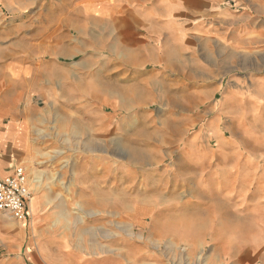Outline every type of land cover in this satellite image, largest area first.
Instances as JSON below:
<instances>
[{
    "label": "rangeland",
    "instance_id": "obj_1",
    "mask_svg": "<svg viewBox=\"0 0 264 264\" xmlns=\"http://www.w3.org/2000/svg\"><path fill=\"white\" fill-rule=\"evenodd\" d=\"M60 3L75 20V6L85 9L90 0H0V100L6 96L9 111L27 113L21 166L30 199L38 197L27 236L35 229L65 264H217L236 243L261 244L264 226L252 214L264 216V162L252 167L237 155L264 157V99L253 112L252 99L240 107L222 91L158 98L146 114L119 113L111 123L107 113L92 110L98 101L91 98L43 96L44 70L59 78V67L45 61L63 46L52 33ZM84 22L91 26L89 18ZM72 35L78 43L67 42L63 60L96 56L91 34ZM20 58L36 60L29 75L20 73ZM235 196L244 204L239 215L252 224H220L226 212L235 213L224 207Z\"/></svg>",
    "mask_w": 264,
    "mask_h": 264
},
{
    "label": "crops",
    "instance_id": "obj_2",
    "mask_svg": "<svg viewBox=\"0 0 264 264\" xmlns=\"http://www.w3.org/2000/svg\"><path fill=\"white\" fill-rule=\"evenodd\" d=\"M72 12L75 20L61 4L58 16L55 15L52 33H58L56 39L63 46L59 51L53 48L55 56L45 62L59 67L54 69L59 78L52 77L51 69L44 70L43 96L91 98L98 101L92 110L107 113L109 122L119 113L146 114L149 103L158 98H196L222 91L224 97L235 98L240 107L244 99H252L253 112L264 99V0H90L85 9L75 6ZM85 18L90 19L91 26H85ZM74 33L91 34L96 56L73 57L69 63L63 60L68 52L67 42L78 43L79 37ZM32 62L36 60L18 59L20 73L29 75ZM227 81L234 82V88L224 84ZM37 92L41 90L35 88ZM8 103L3 96L0 174L4 177L27 163L22 149L29 143L27 113L9 111ZM239 111L244 113L242 108ZM214 124L209 129L216 133ZM237 156L251 162L252 167L260 168L259 163L264 162V157L253 154ZM220 171L223 175L226 169ZM228 190L233 187L225 191L232 194ZM239 198H230L233 202L224 206L235 213L226 212L221 217L222 226L252 224L239 215L244 209ZM37 199L34 196L27 201L28 217L24 221L12 216L17 222H9L1 214L0 264H65L46 245H41L35 229L31 238L24 231L31 218L30 207L35 209ZM257 216L260 221L254 224L264 226V216L252 214V218ZM235 241H239L238 237ZM259 241L261 244L248 247L236 243L228 252L221 251L217 264H264V234ZM156 264L170 262L162 259ZM187 264L195 263L189 259Z\"/></svg>",
    "mask_w": 264,
    "mask_h": 264
},
{
    "label": "built area",
    "instance_id": "obj_3",
    "mask_svg": "<svg viewBox=\"0 0 264 264\" xmlns=\"http://www.w3.org/2000/svg\"><path fill=\"white\" fill-rule=\"evenodd\" d=\"M30 194L29 178L23 166H18L13 175L0 174V211L10 213L18 221L26 220Z\"/></svg>",
    "mask_w": 264,
    "mask_h": 264
},
{
    "label": "bare ground",
    "instance_id": "obj_4",
    "mask_svg": "<svg viewBox=\"0 0 264 264\" xmlns=\"http://www.w3.org/2000/svg\"><path fill=\"white\" fill-rule=\"evenodd\" d=\"M137 152V151H136ZM140 153V154H139ZM139 153H138V156L137 157H140V155L142 154V152L141 151H139ZM135 155H136V153H135Z\"/></svg>",
    "mask_w": 264,
    "mask_h": 264
}]
</instances>
